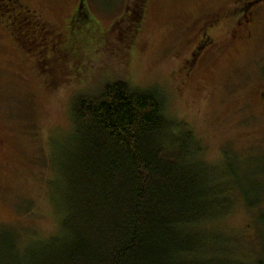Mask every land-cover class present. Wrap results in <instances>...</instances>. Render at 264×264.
I'll use <instances>...</instances> for the list:
<instances>
[{
  "label": "rangeland",
  "instance_id": "rangeland-1",
  "mask_svg": "<svg viewBox=\"0 0 264 264\" xmlns=\"http://www.w3.org/2000/svg\"><path fill=\"white\" fill-rule=\"evenodd\" d=\"M27 1L73 50L53 75L0 39V264H25L23 249L57 232L49 191L76 97H98L120 81L155 89L209 164L220 163L224 147L237 157L264 149V7L244 25L231 12L251 0H146L132 29L131 1L87 0L83 12L95 27L86 31L69 26L79 0ZM252 215L237 204L218 223L230 258H257Z\"/></svg>",
  "mask_w": 264,
  "mask_h": 264
},
{
  "label": "trees",
  "instance_id": "trees-1",
  "mask_svg": "<svg viewBox=\"0 0 264 264\" xmlns=\"http://www.w3.org/2000/svg\"><path fill=\"white\" fill-rule=\"evenodd\" d=\"M129 1L134 29L146 0ZM83 10L72 24L94 29ZM157 93L120 81L73 100L49 191L57 232L24 248L25 264H264V149L237 157L224 147L220 163H207ZM237 204L260 235L251 262L230 258L218 231Z\"/></svg>",
  "mask_w": 264,
  "mask_h": 264
},
{
  "label": "flooded vegetation",
  "instance_id": "flooded-vegetation-1",
  "mask_svg": "<svg viewBox=\"0 0 264 264\" xmlns=\"http://www.w3.org/2000/svg\"><path fill=\"white\" fill-rule=\"evenodd\" d=\"M39 7L32 8L27 0H0V39L5 40L14 49L26 53L31 63L34 62L37 66L42 64L47 68L45 70L47 73L54 75L62 71L63 62L71 55L73 46L70 45V41L66 45L57 25L51 23L46 17V11ZM258 7H264V0L242 3L231 13L232 15L240 13L238 14L240 17H237L238 23L245 21L244 25H248L256 18L255 15L260 9H257ZM71 21L73 18L69 23L70 28ZM36 51H40L44 63L38 60V55L34 54ZM196 56L198 52L193 54L192 62ZM2 146L3 139L0 134V149Z\"/></svg>",
  "mask_w": 264,
  "mask_h": 264
},
{
  "label": "water",
  "instance_id": "water-1",
  "mask_svg": "<svg viewBox=\"0 0 264 264\" xmlns=\"http://www.w3.org/2000/svg\"><path fill=\"white\" fill-rule=\"evenodd\" d=\"M84 0H81L80 1V4H79V10H82L83 9V7H84Z\"/></svg>",
  "mask_w": 264,
  "mask_h": 264
}]
</instances>
